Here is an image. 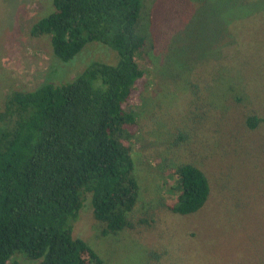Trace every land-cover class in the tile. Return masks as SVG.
<instances>
[{
  "label": "trees",
  "instance_id": "1",
  "mask_svg": "<svg viewBox=\"0 0 264 264\" xmlns=\"http://www.w3.org/2000/svg\"><path fill=\"white\" fill-rule=\"evenodd\" d=\"M157 4L158 0H147L144 7L142 0H51V10L31 26L32 35L49 37L51 80L33 90H11L0 106V264H17L12 262L17 253L39 264H106L72 234L70 222L84 206L90 207L104 237L140 226L153 228L162 210L188 217L200 215L206 207L212 196L206 172L194 161L166 160L156 167L160 209L143 215L135 211L143 186L136 166L137 100L146 88L141 63L156 47L152 28ZM190 5L203 20V15L218 20L206 35L209 51L220 46L215 34L237 30L264 9V4L249 0H192ZM91 42L117 54V61L110 51L108 63L90 57L71 78V62ZM203 56L220 58L215 51ZM218 68L223 71L215 72L212 95L226 102L242 92L235 83L240 81L233 80L235 70L231 76L224 64ZM188 74L177 81L175 95H162L163 102L185 90L196 98L197 84H188ZM263 125L264 112L240 113L232 125H224V135L237 138L246 128ZM197 130L190 128L193 135ZM179 131L178 141L188 146L189 133ZM241 156L249 160L251 155ZM237 192L228 187L227 209L237 206ZM206 219L199 223L201 230Z\"/></svg>",
  "mask_w": 264,
  "mask_h": 264
},
{
  "label": "rangeland",
  "instance_id": "2",
  "mask_svg": "<svg viewBox=\"0 0 264 264\" xmlns=\"http://www.w3.org/2000/svg\"><path fill=\"white\" fill-rule=\"evenodd\" d=\"M146 1L142 0V7ZM249 1L264 4V0ZM191 3L158 0L153 17L156 47L141 63L146 88L137 100L136 166L143 186L135 211L143 215L160 209L156 167L166 160L194 161L209 177L212 196L200 215L181 217L162 210L156 213L153 228L140 226L106 237L90 207H82L80 216L70 222L72 234L89 244L106 264H264V125L257 130L246 128L237 138L225 136L223 128L232 125L240 113L264 112V9L236 26L237 30L215 34L220 46L212 51L220 58H214L203 53L212 52L205 48L211 45L206 35L218 20L204 15L203 20L193 13ZM50 10L51 0H0V106L11 90H33L51 80L49 37L30 31ZM86 47L70 64L71 78L90 57L107 62L112 53L117 61V54L101 43ZM221 64L227 68L225 73L237 72L233 80L240 81L235 83L242 90L226 102L225 97L220 100L212 95L215 72L223 71L218 68ZM186 72L188 84H197L199 93L192 99L185 90L173 101L165 96L171 101L166 106L162 95H175L176 83ZM190 128L199 129L197 135ZM179 130L189 133L188 146L178 141ZM247 152L249 160L241 156ZM229 186L238 191L234 196L237 206L227 209ZM204 218L201 230L199 223ZM12 262L39 264L19 253Z\"/></svg>",
  "mask_w": 264,
  "mask_h": 264
}]
</instances>
